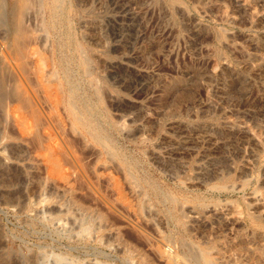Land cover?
<instances>
[{
    "label": "rangeland",
    "instance_id": "rangeland-1",
    "mask_svg": "<svg viewBox=\"0 0 264 264\" xmlns=\"http://www.w3.org/2000/svg\"><path fill=\"white\" fill-rule=\"evenodd\" d=\"M65 1L0 26V264H264V0Z\"/></svg>",
    "mask_w": 264,
    "mask_h": 264
},
{
    "label": "bare ground",
    "instance_id": "bare-ground-1",
    "mask_svg": "<svg viewBox=\"0 0 264 264\" xmlns=\"http://www.w3.org/2000/svg\"><path fill=\"white\" fill-rule=\"evenodd\" d=\"M46 1H48V7H47V13H48V23L46 22V20H45V22L49 25V27H51V28H53L54 27V21H55V19L56 18H58L59 17V15H61V14H63V12H64V4H65V0H46ZM12 2V3H11ZM11 6L7 9V8H3V5H2V3H3V0H0V26H2V27H4V29H5V33H6V35L7 36H9L10 38H11V41L13 42H11L12 43V45H14V47H16L15 49H20V51L22 50V49H25V50H27L26 48H30L29 46H31V45H29V44H27L26 43V40L28 39L29 40V33H28V30H27V28H26V25L24 24V20L26 19L25 18V14L27 13V11H28V9L29 8H32V7H30V4H31V2H32V4H31V6L33 5V0H11ZM37 2V1H36ZM39 2V1H38ZM44 2V1H43ZM46 3V2H45ZM44 3V4H45ZM6 4H8V3H6ZM43 4V3H42ZM43 4V5H44ZM37 5V4H36ZM46 5V4H45ZM45 5H44V7L43 8H46L45 7ZM4 6H5V3H4ZM8 6V5H7ZM33 7H34V5H33ZM37 7V6H36ZM37 9H39V8H37ZM42 11H44L43 9H42ZM46 11V10H45ZM44 11V12H45ZM41 12V11H40ZM44 12H42V14L44 13ZM37 14H38V12H36ZM28 14V13H27ZM39 14H41V13H39ZM38 14V15H39ZM40 16V15H39ZM44 16V15H43ZM47 19V18H46ZM30 22V21H29ZM44 21H43V24L45 23ZM41 24V23H40ZM42 24V25H43ZM47 25V26H48ZM46 26V25H45ZM3 29V30H4ZM48 29V28H47ZM49 30V29H48ZM48 30H46L47 31V35H49L48 34ZM52 30V29H51ZM31 31V30H30ZM33 35V34H32ZM52 35V34H51ZM49 37V36H48ZM36 38V37H35ZM31 39V38H30ZM34 39V38H33ZM27 40V41H28ZM31 40H29V42H30ZM32 42V41H31ZM16 51V50H15ZM28 51L30 52L31 51V48L30 49H28ZM33 52H35V51H33ZM16 54V53H15ZM51 54V53H50ZM27 55V54H26ZM84 54H82V55H80L81 56V58H82V61H86V56L84 55ZM22 56V55H21ZM54 57V56H53ZM50 58V57H49ZM25 60V59H24ZM50 62V61H49ZM21 64H22V62H21ZM29 66V65H28ZM52 67V66H51ZM23 69V68H22ZM52 69V68H51ZM9 70V69H8ZM7 71V70H6ZM27 71V70H26ZM50 71V70H49ZM55 71H56V69H55ZM54 71V72H55ZM51 72V71H50ZM57 72V71H56ZM39 74V73H38ZM37 74V75H38ZM52 74V73H51ZM56 74V73H55ZM9 75V74H8ZM36 75V76H37ZM42 75H44V74H40V75H38L39 77H41ZM70 75V74H69ZM53 76H55L54 75V73H53ZM39 77H37L38 79H40ZM57 77V76H56ZM56 77H55V79H56ZM3 78L5 79V75H3ZM36 78V79H37ZM42 79L43 78H45V76L44 77H41ZM4 79H0V103H3V102H5V101H7L6 99H8L9 97H10V95H9V93H8V91H7V89H6V79L4 80ZM37 79V80H38ZM40 79L39 81H42V82H39L40 83V85H43V84H41V83H43V80H44V83H46V81L48 80L49 81V79H48V77L46 78L47 80L45 81V79ZM50 80H52V78L50 77ZM53 81L55 82V80L53 79ZM53 81H51V82H53ZM48 83L47 82V84H45V86H47L48 84H51L53 87H51V85H48L49 87H51V88H53L54 89V87H55V84H56V86H59L58 84H57V82H55V84H52V83ZM45 86H44V88H45ZM49 87H46L47 89H49ZM12 90V89H11ZM44 90V89H43ZM52 90V89H51ZM71 91H72V89H70L69 90V93H68V99H67V101L68 102H66L67 104H69V105H67V106H70V114H71V117H72V125H74V126H76L77 127V124H80V125H82V128L84 127L85 129H86V131H87V133H88V135L90 136V139H92L94 142H96V144H99V145H101V146H103L104 148H102V149H104L105 151H106V153H107V155L109 156V158H111L112 156H113V153H112V151H111V146L110 145H108L109 144V139L107 138V134L105 135L104 133L102 134V133H100L93 125H91V123L90 122H88V121H82L81 120V117L77 114L78 113V110H77V108H76V105L74 104V102H73V99H72V97H71ZM49 92H51L50 90H49ZM13 93V92H12ZM53 93H55V92H53ZM12 96V95H11ZM49 96V95H48ZM55 96H56V94H55ZM47 97V96H46ZM45 97V98H46ZM84 119V118H83ZM98 123V122H97ZM73 126V127H74ZM75 127V128H76ZM81 127V126H80ZM47 133V132H46ZM84 133H85V131H84ZM56 136V135H55ZM111 137V136H110ZM42 139V138H41ZM45 139V138H44ZM42 142V141H41ZM46 143V142H45ZM49 148V147H48ZM45 149V148H44ZM103 150V151H104ZM104 151V152H105ZM53 152V151H52ZM116 152V151H115ZM106 155V156H107ZM125 159V158H124ZM42 161V160H41ZM52 162V161H51ZM48 164V163H47ZM50 166V165H49ZM131 173V172H130ZM132 177V176H131ZM134 183V182H133ZM162 194V193H161ZM170 197V196H169ZM174 198V197H173ZM178 202H180V201H178ZM59 206V205H58ZM179 206V205H178ZM57 207V206H56ZM62 208L59 206L58 207V210H60V211H62L61 210ZM60 211H58V212H60ZM48 217L51 219L52 218V216L49 214L48 215ZM53 217H55V216H53ZM62 217V216H61ZM65 217V216H64ZM73 217V216H72ZM72 217H69V218H65V220H64V218L62 219V218H60L58 221H56V222H60V224H62L61 226L63 227V226H65L66 228H71V229H73V227H75L76 225H75V220L74 219H76V218H72ZM75 217V216H74ZM46 218H47V216H46ZM57 219V218H56ZM62 219V220H61ZM78 223L77 224H79V221H77ZM53 223H54V221H53ZM54 224H56V223H54ZM80 225H81V222H80ZM80 225H78V226H80ZM57 227V226H56ZM55 227V228H56ZM58 228H60L61 229V227H59L58 226ZM64 229V228H63ZM63 229H61L62 231H63ZM65 230V229H64ZM70 230V229H69ZM66 231H68V230H66ZM76 234V233H75ZM182 245V244H181ZM185 246V245H184ZM189 246V245H188ZM188 248V247H187ZM194 248V247H193ZM207 248V247H206ZM190 249V248H189ZM188 251V250H187ZM208 252V251H207ZM187 255V254H186ZM188 255H189V257H186V259H188L189 261L188 262H190L191 264H198V259H200V258H202V259H204L205 258V256H204V254L202 253V252H196V249H194V250H191L189 253H188ZM207 261H210V260H207ZM202 262V261H201ZM204 263V262H203ZM209 263V262H208ZM211 263V262H210ZM212 263H213V261H212Z\"/></svg>",
    "mask_w": 264,
    "mask_h": 264
}]
</instances>
